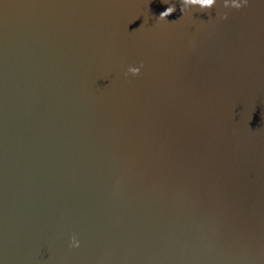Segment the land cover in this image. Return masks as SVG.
<instances>
[{
    "label": "water",
    "instance_id": "1",
    "mask_svg": "<svg viewBox=\"0 0 264 264\" xmlns=\"http://www.w3.org/2000/svg\"><path fill=\"white\" fill-rule=\"evenodd\" d=\"M182 16L0 0V264H264V0Z\"/></svg>",
    "mask_w": 264,
    "mask_h": 264
},
{
    "label": "clouds",
    "instance_id": "2",
    "mask_svg": "<svg viewBox=\"0 0 264 264\" xmlns=\"http://www.w3.org/2000/svg\"><path fill=\"white\" fill-rule=\"evenodd\" d=\"M218 0H181V11L183 16H186L189 10L193 7H198L201 10H209L216 5ZM224 8H234L240 9L242 7L247 6L248 0H222ZM176 10L175 4H170L166 10L162 11L159 14L158 21H166V17L171 15ZM181 17V18H182ZM220 19H227V13L219 17ZM143 64L141 63L139 66H129L125 72V76L131 74L132 76H138L141 72V68ZM70 246L74 248H78L80 246L79 240L73 236L71 238Z\"/></svg>",
    "mask_w": 264,
    "mask_h": 264
}]
</instances>
